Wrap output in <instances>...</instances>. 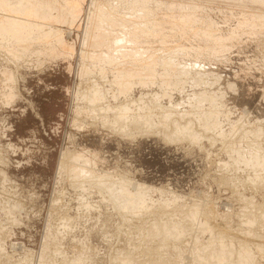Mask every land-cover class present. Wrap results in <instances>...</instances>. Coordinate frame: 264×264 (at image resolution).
I'll use <instances>...</instances> for the list:
<instances>
[{
	"label": "rangeland",
	"instance_id": "374dc122",
	"mask_svg": "<svg viewBox=\"0 0 264 264\" xmlns=\"http://www.w3.org/2000/svg\"><path fill=\"white\" fill-rule=\"evenodd\" d=\"M65 1H67L68 4L70 2L69 0H65ZM75 1L76 0L74 1L71 0L70 5L75 4ZM78 1L82 3L81 13H80V16H78L79 18L74 22V24L72 23L73 25L67 21L68 18L67 17L65 18L64 15H62L61 19L59 18L60 21H57V22L56 21L53 22L51 20L49 22L48 20V24L46 25L48 27L46 30L54 31V28H55V30L57 29L56 31L58 35L61 34L60 36H61V40L63 41L62 44L64 43L63 44L64 47L60 45L58 47H60L61 49L63 48L65 50L62 51L61 49H58V47L56 46L57 45L56 42L58 41L56 39H59L60 36H57V34L54 35L52 32L45 31V32H40V34L42 33L41 34L42 36L45 34V38H43L40 34H37V36L39 35L38 36L39 38L40 37L43 38L42 40L44 39L47 40L46 37H49L48 43L50 45H53V47L51 46L52 48H45L43 46L42 47L35 46L32 49L33 55L32 53L30 55H27L28 58L26 56H23L26 58L17 57L18 59L11 57V61H8V62L7 60H5V57L2 56L3 52H0L1 54L0 55L1 57L0 58V69L3 71V72L0 71V74L1 72L2 73L7 72L5 73L6 76H4V74H1V76L3 75L4 78L7 77L9 73L11 75V78L9 75L11 82L10 83L4 82L5 84L2 82L3 78L0 77V80L2 83V84L0 83L1 84L0 93L2 91L3 93L9 92L11 94V95L9 94L10 97L12 96L11 102L7 104L5 102L2 103L0 99V149H1L0 150V172H2V174L0 173V241L1 239L4 240L3 242L2 241L0 242L2 243V245L0 246L1 247L0 264H6V263L7 264H37V261L40 259L39 258L40 252H42V249H41L42 243H43L42 240L44 241L43 237L45 236L44 232H45L47 223H50V225H52L54 222L52 223L51 220H53L55 221V223L56 222L58 223V224L56 223V225L59 226V228L62 227V223L60 222L61 220L60 221L58 220L59 216L57 218H55L56 216H54L55 219L53 218L51 219L49 217V215L51 214V211L54 210L53 208L51 209V207L53 206L52 204L55 200L59 202L57 203L58 207L60 208L62 207L61 208L62 212H65L66 210L65 214L67 218L70 219V222L72 224L71 228L68 231H65L64 229L58 230V232L61 233V235L62 234L63 235L62 237L60 236V242H59L60 249L55 250L53 252L54 257L57 256L55 257L57 263L68 264L67 263L68 259H76L78 255H81V258H82L84 257V253L82 252L86 253L85 249L87 247H90L91 249L90 248L88 249L87 255L90 256L91 259L85 260L86 259L85 257L87 256L85 255L84 257L85 264L87 262L91 264H95L93 262H96V261H97L96 264H98L99 261H100V264H103V263L108 264L109 263L108 258L110 259V253L112 257L113 249L116 247V246H113L114 244L116 245V243H114L115 239H118L120 243H122L121 240H123V242L124 240H126L125 243L128 242L127 244L129 247L127 248L126 247L127 244L125 245L127 250H130V249L136 250L134 252H137L138 250V252H140L141 246H136L135 238L132 239L130 236L133 235V233L134 235H136L135 232L137 233L138 229L136 228L138 226L140 227L145 226L144 224L145 222L143 223L141 222L144 225H140V222L137 221L139 218L140 220L142 219V217H140L142 213L140 212L141 210L139 211L140 216L139 218L137 217L138 219L135 216L133 217L131 215L127 217L128 215L125 216L124 213H121V212H119V215H121L119 216L117 215L118 212L112 207V205H109L104 201L105 195H103L102 193L92 190L93 193L88 192L89 195H87L86 192L81 193L80 190L70 187L68 184L69 182H67L68 181L67 178L65 177L62 178L61 176H57V168H58V163H59L58 159H59L60 153L62 151H65V149L69 150L72 153L83 156L84 160L89 164L88 166H85V168L91 167L93 169V172L96 173L97 175L99 176H103V175L111 176L112 175L115 177L116 180H118V178L121 180H124L125 182H127L128 185H130L128 188H130L129 190L131 193H136L138 190L142 191L143 188L146 189L145 191H147L148 189V191L145 193V195L147 194L146 200H147V197L148 198L150 197L147 201L153 205L152 207L154 210H156L159 207L158 210L156 211H159V209L163 210L160 206H162V203L164 204L166 203L165 204L166 206H163L165 211L163 210L162 212L166 213L165 215H167V217H169L170 212L168 210L169 213L167 214L166 209H171L170 211L176 210L177 212L179 210L178 208L181 206H182L181 207L182 210L190 206L189 207L190 210L194 209L196 210V212L197 211L199 212L200 208L202 207L204 211L206 208L207 212L211 209L210 212H208V214H210V217L211 215L214 216L213 214L215 213H216L215 214L216 216L219 214L218 217L216 216L211 217V218H216V220L214 219L215 222L211 221L212 225L213 224L218 225L219 223L220 224L222 223L221 225L225 226L227 224L225 227L229 229L231 233L234 232L232 234V237L240 235V237L244 239V237L247 235V231L250 232V230H252L253 228V227L251 229L250 227L248 228L250 224L248 225L247 223H249L251 217L254 216L253 214L252 216L250 213H248L249 210L245 208L247 206H248L247 208H249V206L252 205L249 203H253L252 206L255 205V209L258 208V211L260 208L262 209V211L264 209L263 208L264 207V180H262L263 183L259 181L261 179H264V172H262L264 170L261 169L259 171V174L261 172L260 175H262L261 178L259 177L260 179L258 177L257 178L255 177L257 179V182L259 181L260 183V184H256V187H255L256 182L254 183V181L256 180H254L253 174L251 172L254 170L248 171V169H245V167H244V170L241 169L242 168L241 163L243 162V160L248 159L246 158L248 155L246 156L245 153L249 152L250 154L251 151L253 150L252 149L250 151V149L247 148L248 150L246 151L245 150L246 147L244 146V144L246 145V142H250L252 139H254V138L251 139V137L253 136L251 135L252 134L251 132L254 131L253 128L261 129L264 126V52H263L264 48H261V44L258 42V40H256V38L254 37L249 36L248 33H244L242 36L239 37L238 40L236 39L237 41L236 40H232V41L226 40L227 37L224 35L228 34V31L229 32L231 30L233 31L236 26L235 20L237 18L235 19L236 12H234V9L228 8V7L225 8L224 6L221 8L218 5V3L211 5L212 7L210 6V8H207V10H205L206 8L203 9L204 13L209 14L207 15L210 19L209 22L211 23L214 22L213 26H215V29L217 30L219 29L218 33L222 31L221 33L222 35L224 34L223 36L226 38L224 39L227 44L226 45L227 47H226L224 44L225 42L223 40L224 43H222V46L224 45L226 47V48H223V50L225 49V51L227 52L221 49L222 53H220L221 55H218L220 59L217 60V58L215 57L217 60L216 62V60L212 58L210 59L211 61H208L209 63L206 64L204 67V70L208 72L209 78L210 76L212 77V79H215V77H217L216 79L217 82H215V85L212 87L211 90L215 93L217 92L218 94H220V104L222 103L220 114L216 119L217 121L215 122L214 119L212 120L215 122V124L217 123L216 125H218L217 128L219 129H217L216 132H218L219 130L218 132L219 134L217 136V133H215L214 131H210L212 132V134H215L214 136L216 137V141H214L215 137L213 136L214 137V140H213V138L211 137L212 135L211 136L208 135L207 131H205L207 135L209 136V137L207 136V138H210V139L206 140V135H204L205 138L203 137L202 139L199 138V141L200 140L201 141L196 142V143H195L196 140L194 141L189 140L188 139L189 136L188 137L186 136L187 138H185V140L180 139V135L178 134H176V136L177 138L179 136V139L174 138L172 140H169L168 138L167 140V136H165V134L161 132L163 128L158 129V133H156V130H154V134H152L153 133L152 129L154 128H151L152 133L147 132L145 135L133 133L130 136H124L117 132L115 133L105 128L101 122L103 119H106L107 116L101 117L103 114L99 113L98 114L99 118L96 119L95 114L97 113L94 111V107H90V108L85 107L84 103L88 105L89 103H87V101L85 102L81 100L78 93L74 94L75 93L74 91L78 90L77 85H79L80 83V76L78 75V72H79V68H78L79 56L78 55H80L79 53L82 50L81 44L83 43V39H84L83 36H85L86 34V31H84L85 30L84 27L88 21L87 16L90 12V9L92 8V2H91L92 0H78ZM213 1H210V3L215 2ZM250 1L253 2V6H255L254 4H257L259 8H262L264 6V0H250ZM88 6L89 7L91 6V7L89 8ZM65 7L66 6L64 4V8ZM66 10L68 11L69 9H66ZM222 10L224 12H222ZM56 16L57 15L54 13L53 18ZM224 18L226 20H224ZM52 23L54 24L56 23V26H53ZM67 23L70 25V26L68 25L70 28L67 27ZM60 30H63V31L61 32ZM46 34L48 36H46ZM51 35L52 36L54 35L57 37H54L53 39ZM10 37L12 38V36ZM26 37H27L26 38L27 41H29L30 44L35 45L39 41V39H35L36 37H33L32 34H28ZM171 40H172L171 42L173 45H175L174 43H178L177 38H173V39L171 38ZM16 41L20 42L19 39ZM173 41H176V42H173ZM171 42L169 40L168 44L169 43L171 44ZM57 43L59 44V42ZM65 45L69 47L67 48L65 47ZM262 45L264 46V44ZM222 46H220V48H222ZM171 47L174 48L173 46ZM40 48L43 49L42 51L44 53H41ZM56 50H58L57 53H56ZM38 51L40 54L38 53ZM62 52H65V53H62ZM71 52H72L71 54L72 56L70 55ZM41 54L42 56H40ZM47 54H50V55L48 56ZM51 54L53 57H51ZM55 54L59 56L55 57L56 56ZM69 56L71 57L69 58ZM29 58L30 59L32 58L31 62ZM35 60L37 61L35 62ZM21 61L23 63H20ZM212 61L215 63H213ZM2 67H4V69L6 68V71ZM6 81L8 80L6 79ZM182 85H183L182 92H178V90L175 91L173 87H170L171 89L169 88L167 90V94L168 95L170 94L169 96L170 98L166 96V97H162L161 99H159L158 102L154 101L155 104H158V105H156V108L154 109L155 111L153 112L155 113L157 112L158 114L157 117L159 118H156L155 117L156 114H154L151 111L149 115L153 113L152 115H154L156 119L160 120V118H162L161 116H159L160 110H162V109H159L160 107H158L160 105L163 108L167 107L168 109L171 108V105L174 106V108L178 106L179 111H187L189 109V106L187 105V98L193 95L195 91L193 92L192 89L195 90V88H192V86H189L188 84H182ZM158 88L157 87H155V89L153 88L155 92L149 89L147 91L145 90V93L152 95L155 93L158 94L160 93V91L162 92V89H158ZM172 90L174 91L172 92ZM197 91L198 90L196 89V92ZM139 93L141 92L138 90H134V92L131 95L134 97V99H136L139 96ZM0 95L2 96V94ZM149 95H148V98H151L149 97ZM105 112L106 111H104V113ZM154 117H152V120L153 119L155 120V121L153 120L155 124L159 123L160 124L159 126H161L162 123L160 122L162 119L160 120V122L159 121L157 122ZM196 120L198 121V119H194L193 121L196 122ZM166 121L167 120L164 119L162 122L168 125L169 123H167L168 121L167 122ZM199 121L197 123L202 124ZM202 121L205 123L206 122L205 118ZM195 122L193 124H195ZM211 122L209 123L207 122L205 124H208V126L209 125L211 126V124L213 123ZM197 123L196 125H194V128H195L193 129L194 131H198V129L195 127L199 125ZM166 124H162V125L165 127ZM157 125H155V127ZM251 125L253 128L250 127ZM201 126L199 127L197 126V127L200 128ZM210 126L208 128H205L204 126H202L201 129L205 128V130H207L211 128ZM213 126L214 124L212 125V127ZM240 126H241V129H239ZM249 127L252 129L250 133L247 132L248 130L249 131L251 130V129H248ZM165 128L163 130L164 132L167 129ZM232 128H234L235 130L237 129L236 130L238 131L237 133H241V134L239 135L235 133L236 131ZM263 128L261 129L262 131L260 132L255 129L254 133L257 131L259 132L257 133L259 135H256L255 133L257 138L259 137L260 139H262L263 137L262 135H264ZM240 130L242 131L247 130V131L246 132L243 131L244 133H242ZM167 131L170 132L169 129H167L166 132ZM174 131L176 130L174 129L173 132L171 131L172 133L171 132L170 133L173 134L175 133ZM261 132H263V134ZM222 133L224 134L223 135L224 137H222ZM260 134L262 137H260ZM164 136L166 139L164 138ZM217 138L219 139V141L223 140L224 143L227 142L228 145H230L229 142L231 143L233 142L234 146H229V148L232 147L230 148V150H232V153L234 152L233 154H231L233 155L232 157L229 156L231 151H229V149L227 151V148H225L226 145L224 143L223 144L225 146L224 145L222 146L221 144L222 141L217 142L218 140ZM232 138L237 142L236 143L237 145L235 144ZM244 138L246 140L248 138L249 139L246 141ZM211 139L213 140L212 142L213 144L209 142ZM259 140H256V142L258 141L257 143L254 142V145L256 143L255 146H259L258 145L259 142L263 141V140H260V141ZM251 143H249L250 144L249 146L252 148V146L254 145H251ZM261 144L262 142H260V147H259L260 151L263 150L262 149L263 147L261 146ZM237 146L240 147L242 150L240 151L239 148H237ZM222 148L224 149V151L222 150ZM233 149L239 150L241 154L243 153L244 159L240 157L242 156V155H239L240 153H238V155L241 159L238 157H237L238 159H236L234 155L237 152L236 150L234 151ZM228 152L229 154H227ZM233 157L235 160L233 159ZM248 157H251V156L249 155ZM232 160H234V162L238 160V163H237L238 165L236 166L235 165L236 163L234 164ZM239 161L241 162L240 163L241 165L239 164ZM244 162L243 164L244 166H246L245 164L248 162V160H246V163ZM229 165H231L230 168L228 167ZM250 166H248V168ZM231 167L233 168L235 167V169H233L235 173L234 171L231 170L232 169ZM239 167L241 170L239 169ZM236 168L238 170H236ZM3 173L5 174V176L3 175ZM3 176L6 177L5 178L6 180H3L4 179ZM228 177L229 178L232 177V180H234V182L231 179L230 180L232 182L230 180L227 181L226 179ZM245 182L246 184H249V183L250 184L246 185ZM258 185L260 187H258ZM85 195H87L88 197ZM244 200L246 203L244 202ZM2 201H4L3 204L1 203ZM81 203H84V205L83 204L81 205ZM87 204L89 205V208L85 207V205ZM151 204L148 203L149 206ZM167 205L168 207L170 206V208H166ZM90 206H92L93 208V209L91 208L92 210H90ZM53 207L56 208L55 205ZM110 207H112L114 211ZM189 208H188V211H190ZM208 208L209 210H207ZM83 209L84 210L86 209L87 211H83ZM148 209L150 208L148 207ZM253 209H252V212L254 211ZM261 209L258 214L261 213ZM182 210H179L178 212ZM203 210H201V213L199 212V215H200L199 220H197L198 215L197 216L195 215L194 217H191L188 221V216L186 219H183L184 217H186L183 211L182 213L181 212L179 213L182 215L184 214V216H181V217L185 222L190 224L191 223L190 221H192L193 225L190 224L192 225L191 226L192 228L189 234L186 236V240L183 239V241L180 243L181 246L182 245L184 246L181 247L180 244L177 245V247H179L177 249L178 250L177 253H175L176 252L175 245L177 244L176 240L175 242L173 241L174 239L169 240V241L171 240L173 241V242L171 241L169 245L170 247L174 248V252H172L173 249H171L172 251H170V253L164 254L165 258L171 255L170 256L172 258L171 260L175 261L174 259L177 257L176 262L180 260V263L178 262L177 264H186L188 261H192L191 259L189 260V258L192 257V253H193V252L191 253V250L194 249L193 246L190 247L191 245H193L192 241L194 240L191 237L197 233L196 231L198 229H199V232L201 229L205 230V228H202V226L200 227L202 220H204L205 218L202 215L204 213L206 215L207 213L206 211L203 213L202 212ZM245 210L248 211L247 212L248 214L245 213ZM146 212L148 213V210ZM211 212H214V213L211 214ZM143 213H142V216H144ZM177 213H175L176 218L174 217V215L172 216L175 218L176 222L182 221V220H178V218L180 219V215L178 216ZM161 214H158V215H160V217L165 216L164 214H162L161 216ZM225 214L227 217L226 221L222 220V218L223 219L225 218L224 216ZM136 216L138 215L136 214ZM145 216L147 217L146 213H145ZM145 216L143 218H145ZM172 216L170 213L171 218L169 217V219H172V220H169V221H172V223H174L175 220ZM201 216L202 218L203 217L204 218L202 219ZM118 217H120V219ZM122 217H125V219L129 218V220L130 218H132L134 222H138L139 223L138 226L134 225L133 221L132 223L134 226H130L136 229V231L130 228L128 224H124V222H127L129 220H124L123 222L122 221L123 219H121ZM135 218H136V221H135ZM163 219H164L163 222H165V219H168V218H163ZM194 220L197 222L199 221L200 225ZM148 222L146 224H148ZM150 222H151V225H153L152 224L153 221L151 220ZM55 223L53 225H55ZM204 223L205 221L203 222V227H204ZM255 223L257 224H252V226L254 225V228L251 231L252 234L256 232L254 239L257 238L256 236L257 234L259 237V240L261 241L260 239L261 237L263 238V241H264V226H263L264 223L262 221V226H259L261 225L260 224L261 222L259 223V221L258 222L256 221ZM68 224L70 223L68 222ZM129 224L131 225V222ZM244 224H247V225H244ZM151 225L148 224V227L149 226L150 227L149 228L147 227L146 232L148 231V229L151 228ZM255 225L257 228H255ZM240 226H241V229L243 230H245L246 228L248 229L247 231L246 230L244 231L246 233H244L245 236L243 237L241 236L243 233V230L240 229V231H242V233H240L238 229ZM245 226L247 227L245 228ZM118 227L119 228L121 227L123 229V232ZM222 227L220 226L219 228L214 227L213 229L215 231V228L220 229ZM225 227H223L221 230L223 229L225 230L226 229ZM259 227L263 229L259 230L260 229ZM117 229L120 230L119 231L120 236H119V233H116V234L114 233L117 231ZM130 229L134 231L132 232V234H131ZM213 229L211 231L213 232V234L215 233L214 235H216L217 237L218 236L223 237L221 236V234L217 235L216 232L218 230L214 232ZM227 229L224 234L221 231L222 235H225L228 232ZM61 230H63L65 233L66 232L67 233L69 232V233L68 234L66 233L65 235L63 232H61ZM113 230L115 231L113 232ZM144 230L139 228V232H141L143 236L145 235ZM235 230L236 232L238 231L237 232L239 233L238 235L235 234L236 233ZM150 231L148 232L151 234L152 233L154 234V235L153 234L151 235L152 237L148 236L149 233L145 235L146 237L145 236L143 237L141 235L142 238H144L145 242L146 241L150 242L151 241L150 239L153 238L156 233L160 234V236L164 238V236H162V233L156 230L154 233V230H151V229ZM109 232L111 233V235ZM121 232L122 233L126 232L125 234L127 235L126 236L122 235L123 236L122 237ZM208 232L210 233L209 230ZM208 232L204 231L202 235L196 234L198 235V236L195 235L198 238V242L199 240L200 242H204V240L206 241L210 240L211 235ZM230 232L227 233V235L225 236V238L228 239L229 241H230L229 238H231L230 237L231 235H229ZM213 234H212V237H214ZM252 234H248L246 238H248L249 235L251 236ZM3 236L6 238H4ZM114 236H116L117 238L115 237L114 239L113 238ZM199 236L203 239L201 240ZM147 237H149V239ZM155 237L157 239L158 236H155ZM251 237L253 238V236ZM128 238H131V239L129 240ZM139 238H141L140 234H139ZM142 238L140 239V241L141 240L143 241ZM163 238H159L160 239V241L158 242L159 245L161 242H163L161 241ZM252 238L249 237L250 240ZM70 239H71V242H70ZM189 239H191V241H189ZM226 239H223V240H226ZM249 239H245V240H248L247 242H248V246H250L249 250H250V253H252L251 255L255 256V253L258 252L257 244L259 240L257 238L256 240H258V242L257 244H254L253 239L251 241ZM136 240H138V238ZM228 240H226V243L223 242L227 246L229 245L227 244ZM74 241L75 243L77 241L78 244H75ZM130 241L131 242L134 241V243L133 242L129 243ZM140 241H138L139 244H140ZM116 242H117V245L119 246L120 243H118L117 240ZM145 242L144 244L147 243ZM188 242H190L189 244H191L189 245L190 248L188 247ZM249 242L251 243V245ZM53 243L54 242H52V244ZM56 243L58 244V241L55 242V244ZM108 243L110 245H112L113 243V245L111 246L112 249L110 251L106 247ZM151 243L155 244L157 243V240H155L154 238V240H152ZM79 244H81L79 247L83 246L84 250H82V247H81V251L80 250L79 251L82 254H79L80 252H78L77 255H74L78 251V250L76 251L75 248H79L77 247V245ZM130 244L131 245L135 244L133 246L134 248L135 247H140V248L132 249V246ZM194 244H197V242ZM252 244L256 245L257 251L254 249V245L252 246ZM72 245L75 247H73ZM110 245L108 247H110ZM232 245H229V247L230 248L233 247L232 249L234 252L235 250H237V247H235L234 244ZM10 247H15L13 248L15 251ZM74 249L76 252H73ZM107 249L109 252H106ZM183 249H185L186 251ZM17 250H21V251H17ZM27 250H29V253L30 252L32 253V255H30L31 257L24 256ZM90 250L91 252L93 251L94 253L93 257L91 255L92 253L90 254ZM187 250L188 251L190 250L191 256L187 255L189 254ZM182 251L183 252L185 251V253H187L186 255L184 254V257H182V254H183ZM88 252L90 255L88 254ZM128 252L130 253L131 251H128ZM134 252H132L133 253L132 255H134ZM194 252L196 251L194 250ZM235 252H238V251H235ZM49 253L51 256L52 255L51 252ZM62 253H64L66 257L65 259L61 261L60 258L62 257L61 256ZM106 253L107 254L109 253L108 254L109 257H107ZM171 253L173 254L175 253L174 256L176 257H173V254ZM194 254L196 253H193V255ZM22 256H24L23 257L24 259L22 258ZM26 257L30 258V260L25 259ZM52 257L53 256H51L50 257L51 259L48 260L49 257L47 259L45 256V258L40 259L41 261H38V262L40 264V262H42V260L45 259L47 261V263L45 262V260L43 261L45 264H48V262L49 264H52V261L56 262L55 259L53 260L54 257L53 258ZM179 257L180 258L182 257V258L180 259ZM78 258H80V256ZM95 258L98 260H96ZM112 259H113L112 261L110 259L112 264H122L120 260L114 259L113 257ZM43 262L41 264H44ZM190 264H194V263L191 262ZM248 264H264V255L262 254L256 255L253 258V261L248 262Z\"/></svg>",
	"mask_w": 264,
	"mask_h": 264
},
{
	"label": "bare ground",
	"instance_id": "6f19581e",
	"mask_svg": "<svg viewBox=\"0 0 264 264\" xmlns=\"http://www.w3.org/2000/svg\"><path fill=\"white\" fill-rule=\"evenodd\" d=\"M69 1L71 2V0H69ZM76 1H78V0H76ZM76 1H75V4L70 5V2L68 4L67 1H65V0H0V52L4 53V54L2 53V56L5 57V60H7V62H8V61H11V57L22 58L23 56L27 57V55H30L31 53L33 55L32 49L35 46H38V47L43 46L45 48H52L53 45H50L48 43L49 37H46L47 40L46 39L42 40L43 38H45V34L42 36L41 35L42 33L40 34V32L48 31V32H52L54 35L57 34V36H60L61 34L59 33L60 35H58V33L56 31L57 29L55 30V28H54V31L46 30L48 28L46 25L48 24V20H49V22H50V20L53 22L60 21L62 15H64L65 18L66 17L68 18L67 21L70 22V24H72V23L74 24V22L79 18L78 16H80L81 7H82L81 6L82 3H80V1H78V2H76ZM210 1H213V0H92L91 1L92 2V8L90 9V12L87 16L88 21L84 27L85 28L84 31H86V34H85V36H83L84 37L83 43L81 42L82 43L81 44L82 50L79 49L81 51L79 53L80 55H78L79 56V58H78V60H79L78 61L79 62L78 75L80 76V83H79V85H77L78 90L74 91L75 92L74 94L78 93L81 100H83L85 102L87 101V103H89V105L84 103L85 107H87V108L94 107V111L97 113V114H95L96 119L99 118V115H98L99 113L103 114L101 117L107 116V118L103 119L101 122L105 128H107L110 131H113L115 133L117 132V133L124 135V136H130L133 133L145 135L147 132L152 133V131H153L152 134H154V130H156V133H158V129L163 128L161 130V132H163L165 134V136H167V140H168V138H169V140H172L174 138L176 139L177 138L176 134H178V135H180V139L185 140V138H187L189 136L190 138L188 137V139L193 140V141L196 140L195 143L201 141V140L199 141V138L200 139H202V137L205 138L204 135H206V140L210 139V138H207L208 135H210V136L212 135L211 137L214 140L215 134H212V132H210V131H214L215 133H217V136H218L219 130H218V132H216V130L219 128H217L218 125H216L217 123L215 124V122L217 121L216 119L220 114V110L222 108V106H221L222 103L220 104V94H218L217 92L215 93L211 90L212 87L215 85V82H217V80H216L217 77H215V79H212V77L210 76V78H209L208 72H206V70H204V67L206 64L209 63L208 61H211L210 59H212V58L214 60H216V58H217V60L220 59V57H218V55H221L220 54V53H222L221 49L223 50V48L227 47L226 46L227 44L225 41L226 38L224 36L227 37V39H226L227 41L228 40L232 41V40H236V39L238 40L239 37L242 36L244 33H248L249 36L254 37V38H256V40H258V42L261 44V48H264V46L262 45V44H264V6L262 8H259V6H257V4H254L256 6L255 7V6H253V2H251L250 0H230V1L227 0L229 3L226 0H219V1L214 0L215 1V2L213 1L214 3H210ZM217 3L221 8L223 6L225 8H227V7L232 8V9H234V12H236L235 19L236 18L237 19L235 20V22H236L235 23V25H236L235 29L233 31L231 30L230 32L228 31V34H226V35L223 34L224 36L222 35L221 30H220L221 32L218 33L219 29L218 30L215 29V26H213L214 22H212V23L209 22L210 19L207 16L209 14L208 13L206 14L203 12V9L206 8L205 10H207V8H210L211 5L217 4ZM64 4L66 6L65 8H64ZM217 7H216V9H217ZM66 9H69V10L67 11ZM222 12H224V11L222 10ZM54 13L57 16L53 18ZM221 17H222V15H221ZM224 20H226V19L224 18ZM52 25L56 26V23L55 24L52 23ZM68 25L69 24L67 23V27L70 26V25L69 26ZM225 25H223V26H225ZM60 31L62 32L63 30H60ZM68 33H70V32H68ZM28 34H32L33 37H36L35 39H39L37 44H35V45L30 44V42L27 41L26 36ZM37 34H40L43 38H41V37L39 38L38 37L39 35L37 36ZM54 35L53 36L51 35V37H53V39H54V37H57ZM10 36H12V38ZM46 36H48V35L46 34ZM83 37H81V38H83ZM171 38L172 39L177 38L178 43H174L175 45H173L171 42L172 41ZM18 39L20 40V42L16 41ZM56 40H58L57 42H59V44L56 42L57 45L56 44H54V45H56L57 47L59 45L64 47V45H63L64 43L62 44L63 41L61 40V36L59 39H56ZM169 40H170L171 44L170 43L168 44ZM223 40L225 43L223 42ZM240 40H242V39H240ZM173 42H176V41H173ZM239 42H241V41H239ZM222 43H224L226 47L224 45H223L224 46L223 47ZM233 43H234V41H233ZM169 45L173 46L174 48H172ZM219 45L222 46V48H220ZM69 46H70V44H69ZM69 46L65 45V47H67V48ZM78 47H79V45H78ZM58 49H61V48L58 47ZM71 49H73V48H71ZM42 50L43 49H41V53H44ZM61 50L63 51L65 49L62 48ZM35 51H34V53H35ZM57 51L58 50H56V53H57ZM69 51H71V50H69ZM223 51H225V49ZM225 52H227V51H225ZM38 53H39V51H38ZM60 53H61V51H60ZM60 53H59V55H60ZM62 53H65V52H62ZM52 54H51V57H53ZM71 54H72V52L70 53V55ZM47 55L49 56L50 54H47ZM59 55H56L55 57H58ZM40 56H42V54ZM71 56H69V58ZM26 57H23V58H26ZM31 59L29 58L30 62L32 61ZM217 60H216V62H217ZM36 61L37 60H35V62ZM219 61H221V60H219ZM20 63H23V62L21 61ZM213 63H215V62H213ZM2 68L4 69V67H2ZM4 70L6 71V68ZM0 71H2V70L0 69ZM2 72H1V74H4V76H6L5 73H7V72H5V73H2ZM1 74H0V77L3 78V80H4V81L2 80L3 83L4 82H6V83L11 82L10 81L11 80L10 79L11 78L10 73H9L10 78H9V75L7 77H5L8 81H6V79L3 77V75L1 76ZM0 83H1V80H0ZM4 84H3V86H4ZM182 84H188L189 86H192V88H195V90L192 89L193 92L195 91L193 93V95L191 97L187 98V105L189 106V109L186 108V109H188L187 111H179L178 106L176 108H174V106L171 105V108L168 109L167 107L163 108L160 105V106H158V107H160L159 109H162V110H160V115H159L162 117V118H160V120L162 119L160 122V120L156 119V118H159V117H157V115H158L157 112L156 113L153 112V111H155L154 109L156 108V105H158V104H155V102H158V100L161 99L162 97L167 96L168 98H170L169 97L170 94L169 95L167 94V90L170 87H173V89L175 91L178 90V92H182V88H183ZM174 86H175V88H174ZM155 87H157V88L159 87L158 89H162V92L160 90H158V91H160V93H158V94L155 93L152 95L145 93V90L147 91L148 89L153 90V92H155L154 91ZM196 89L198 90L197 92H196ZM134 90H138L141 92V93H139V96L136 99H134V97L131 95L134 92ZM174 90H172V92ZM0 94H2V96L0 95V99H1L2 103L5 102L7 104V103L11 102L12 96L10 97L11 94L9 92L3 93V91H2ZM148 95L152 99L148 98ZM186 95H188V94H186ZM168 98H166V99H168ZM151 104H152V106H151ZM151 108H153V109H151ZM101 111H103V112H101ZM104 111H106V112L104 113ZM150 111L153 112L154 114H156V116H155L156 118L154 117V115H152L153 113L151 115H149L151 113ZM151 116L154 117L157 122L159 121L162 124H166V123L162 122L164 119L167 120L168 122L167 121L166 122L169 124L168 125L166 124L165 127L167 129H169L170 132L171 131L173 132V130L175 129L176 130V131H174L175 133L171 134L172 132L171 133L168 131L166 132L167 129L162 124H161V126H159L160 125L159 123L155 124V122H154L155 120L153 119L154 120L153 121ZM204 118L206 120L205 123H207V122L209 123L213 119L215 120V122L214 121H212L213 123L211 122L212 123L211 126L209 125L211 128H209L207 130H205V128H208L209 126H208V124H205L202 121ZM194 119H198V121L200 120L199 122L202 124L197 123L198 122L197 120H196V122L193 121ZM194 122H195V124H193ZM196 123L199 124V125H197L198 127L202 125L205 128L201 129L202 126L200 128L195 126L198 129V131H194L193 130V129H195L194 125H196ZM154 124L155 125L158 124L156 126L157 128L155 127ZM213 124H214V126L212 127ZM254 126H256V125H254ZM250 127H252V125ZM250 127L248 129H251ZM151 128H154V129H152V131H151ZM164 128L166 129L165 130L166 133L163 131ZM232 129H234V128H232ZM239 129H241V126L239 127ZM255 129L258 130L259 132L262 131L260 128H253L254 131H255ZM208 130H209V132H208ZM205 131H207L208 135ZM240 131L242 133H244L247 130H245V131L243 130L244 132L242 130H240ZM251 131H252V129L250 131L248 130L247 132L250 133ZM254 131L251 132L252 133L251 135L254 136L255 133H256V135H259V134H257V133H259L258 131L255 133H254ZM237 132L238 131H236L235 133H237ZM261 133L263 134V132H261ZM237 134L240 135L241 133H237ZM223 135L224 134L222 133V137H224ZM244 135H246V134H244ZM256 135L254 137L252 136L251 139L254 138L256 140H259L260 138L258 137L259 138L258 139ZM165 136H164V138H165ZM220 136H221V134H220ZM249 136H250V134H249ZM262 136L264 137V135H262ZM262 136L260 134V137H262ZM263 137L260 140L264 141ZM177 139H179V136ZM219 139L217 140V142L222 141V143H221L222 146L224 144L226 145L225 148H227V151H228V149H229V151H231L229 156L232 157L233 155H231V154H233L234 152L232 153V150H230V148H232V147L229 148V146H234L233 142L232 143L229 142L230 145H228V143L226 141H225L226 143H224L223 140L219 141ZM254 139L251 140L253 144L251 143L250 140H249L250 142H246L247 141L246 139H245L246 145L244 144V146L246 147V149L245 148L244 149L246 151L248 150L247 148H249L250 151L253 149L250 154H249V152H247L248 154L245 153L246 156L247 155L251 156V157H248V156L246 157V158H248L246 160H248V162L250 161L251 163L250 162H249L250 164L248 162L246 163V160H243V162L245 161L244 163H246L245 164L247 166L246 167V166H244V164L241 160L242 163L239 161V164L240 163L242 164L241 169H243V170H244V167H245V169H248V171L254 170L251 172L253 174L254 180H256V181H254V183L256 182L255 183V187H256V184H260L259 181L261 183H263L262 180H264V179H261L257 182V179H256L257 177L258 178L262 177V175H260L261 172L259 174V171L261 169L264 170V142L259 140L260 142H262L261 146L263 147L262 148L263 150L260 151V148H259L260 142L258 144L259 146H255L258 141L256 142V140H254ZM213 140L211 139L209 142L212 143ZM224 140H225V138H224ZM253 140H254V142H256L255 145H254ZM214 141H216V137H215ZM234 142H235V144L237 143L235 140H234ZM249 143H251V145H254V146H252V148H251L249 146L250 145ZM231 144H233V145H231ZM238 144H239V142H238ZM247 144L249 147L247 146ZM227 145H228V147H227ZM239 146H240V144H239ZM237 148H239L240 151L242 150L238 146H237ZM222 150L224 151L223 148H222ZM233 150L235 151L236 149H233ZM239 150H236L237 155L235 154L234 156L236 157V159H238L240 157L242 159H244L243 158L244 154L243 153L241 154L239 152ZM226 152H225V154H226ZM238 153H240L239 155H242V156L239 157ZM227 154H229V152ZM233 159H234V157H233ZM234 160H232V162H234ZM58 162L59 163H58V168H57V176H61L62 178L63 177L67 178V180H68L67 182H69L68 184L70 187L77 189V190H80L81 193L86 192L87 195H89L88 192H92V190H95L96 192L102 193L103 195H105L104 201L107 204L112 205V207L118 212L117 215H119V212H121V213H124L125 216L128 215L127 217H129V215H131L133 217L135 216L136 218L137 217L139 218L140 212H142V213L145 212L148 219L145 216V213H143L145 218H143L144 216H142V213H141L140 217H142V219H143V220L141 219L142 221L140 220V218L139 219L137 218L138 219L137 221L140 222V225L145 224V226H141V227L138 226L139 223L134 222L132 218H130V220H129V218L125 219V217H122L121 219H123L122 220L123 222H124V220H129L127 222H124V224H128L129 227L136 225L140 229H143V230L145 229L144 230L145 235L147 233H149L148 231H150V229H151V230H154V233L156 230V231L162 233V236H164V238H163L160 236V234L156 233L157 235L155 234V236H158L157 239L154 236L153 238L150 239L151 241L149 240L150 242L146 241L147 242L146 243L144 238H142V236H143L142 233L139 232V228L138 227L136 228V226H135V228L138 229V231H137V233L135 232L136 235H134V233H133V235H131L132 232H134V231H132L130 229V231H131L130 237L132 239L135 238L136 246H141L142 249L140 247H135L136 249L140 248V252H138V250H137V252H134L136 250H131V249L127 250V248H129L128 244H127L128 242L125 243L126 240H124V242H123V240H121L122 243H120L118 239H115L116 236H114L113 237L115 239L114 243H116V245L115 244L113 245V243H112L113 246H116L115 247L116 249L113 247L114 249H113V253H112V257L114 259L120 260V262L122 264H177L178 262L180 263V260L179 261L177 260L178 262H176L177 257L174 256L175 253H177V251H178L177 249L179 248V247H177V245H179L183 241V239L186 240V236L191 231V228H192L191 226L193 225L192 221H190L191 222L190 224H192V225H190L189 223L185 222L183 219H186L188 216V221H189V219L191 217L198 215L197 220H199V217H200L199 212L201 213V210H203V207L202 208L199 207L200 210H199V212L197 211L198 214H197L196 210H194V209L190 210V208H189L190 206L188 207L190 211H188L187 207L184 208L185 211H184V209L182 210V208H181L182 206L179 207L178 209L182 210L183 213H185L186 217H184L183 219L181 216H184V214L183 215L179 214L180 212L182 213V211L178 212L179 211L178 210L177 211L178 213H177L175 209H174L175 211H173V210L170 211L171 209H166L167 214L170 212L171 216L174 215V217H175V215H176L175 213H177L178 216L180 215V219L178 217L177 218H178V220H182V221L176 222V220H175L176 217L174 218L172 216L175 220L174 223H172V221H169V220H172V219H169L170 213H169V217H167V215H165L166 213L162 212L163 210L165 211L163 206H166L165 205L166 203L165 204L162 203V206H160L163 210L159 209V211H156V210H158L159 207L157 209L155 207L156 210L153 209V207H152L153 205L147 201L150 197L149 198L147 197V200H146L147 194L145 195V193L148 191V189H147V191H145L146 189L142 187L144 190L142 189V191L138 190L136 193H131L129 190L130 188H128L130 185H128L127 182H125L124 180H121L119 178H118V180H116L115 177L112 175L111 176L110 175H103V176L97 175L96 173L93 172V169L91 167L85 168V166H88L89 164L84 160L83 156H81L79 154L72 153L67 149H65V151H62L60 153ZM237 163H238V160L234 162V164L236 166L238 165ZM230 166L231 165H229L228 167L230 168ZM248 166H250L249 167L250 169L248 168ZM235 167L234 168L231 167L232 168L231 170L234 171L233 169H235ZM237 168H236V170H238ZM239 169H240V167H239ZM227 170H228V168H227ZM262 172H264V171H262ZM0 173L2 174V172H0ZM234 173H235V171H234ZM3 175L5 176L4 173H3ZM254 175H256V176H254ZM229 177L226 179L227 181L230 179L232 180V177L231 178H229ZM5 178L6 177H4L3 180H6ZM227 181H225V182H227ZM232 181L234 182V180H232ZM245 184H246V182H245ZM249 184H246V185H249ZM258 187H260V186L258 185ZM87 195H85V196H87ZM146 201L151 205L149 206ZM150 201H151V199H150ZM3 202L4 201H2L1 203L3 204ZM244 202H245V200H244ZM57 203H59V202L56 200L53 202L52 205L53 206L55 205L56 208H54L52 206L51 209L53 208L54 209L53 211L55 213L53 211H51V214H50L51 216L49 215V217L51 219L52 218L55 219L59 216L58 220L59 221L61 220L60 222L62 223V227L59 228V226L56 225L57 222L55 223V221H53V220H51V221H52V223L54 222L55 225H53L54 223L53 224L51 223L52 225H50V223H47V226H46L45 232H44L45 236L43 237L44 241L42 240V242H43L42 248H41L42 252H40V255H39L40 259H43L46 256V258L48 259V257H49L48 260H50L51 256L54 257L53 252L55 250L60 249L59 248L60 236L62 237V235H63V234L61 235V233H59L58 230L64 229L65 231H68L72 226L70 219H68L66 214H65L66 210L63 208L65 210V212H62V210H61L62 207L61 208L58 207ZM82 204L84 205V203H81V205ZM156 204H157V202H156ZM249 204L253 205V203H249ZM196 205H198V204H196ZM252 205H250L249 208H247L248 206L245 208V209L249 210V212L245 210L246 214L250 213L251 215L252 214L254 215V216L252 215L253 217H251L249 223H247L248 225L250 224L248 226V228L250 227V229L252 227L254 228V225L252 226V224H257V223H255L256 221L257 222L259 221V223L261 222L260 223L261 225H259V226H262V221L264 223V220H263L264 209L262 211V209L259 207L261 209V213L258 214L260 212V209L258 211V208L255 209V205L254 206H252ZM205 206H207V205H205ZM85 207L89 208V205L87 204V205H85ZM112 207H110V208L112 209ZM148 207L150 209H148ZM244 207H245V205H244ZM91 208H92V206H90V210L93 209V208L92 209ZM166 208H170V206L168 207V205H167ZM114 209H112V210L114 211ZM252 209L254 210L253 212H252ZM11 210H12V208H11ZM147 210H148V213L146 212ZM168 210H169V212H168ZM207 210H209V208ZM210 210L208 212H210ZM83 211H87V210L83 209ZM205 211H206V208H205ZM205 211L203 210L202 212L204 213ZM161 212L166 217L162 216ZM208 212L206 213V215H205V213L203 215L201 214L202 216L205 217V218L203 217L204 220H202L201 225H200L199 221L198 222L195 221L196 219L194 221L199 223L200 227L202 226V228H205V230L201 229L203 232L201 230H200V232L204 233V231H207V232H208V230L210 231V233L208 232L211 235L210 240H208L209 238L207 237L208 241L204 240V242H200V240H199V242H198V238L196 236H198L199 234L202 235V233H200L199 229H198L196 231L197 232L196 234H198V235L195 234L196 236L194 235L191 237L194 239L193 240L194 243L197 242V244H194L192 241L193 245H191V244H189L190 242H188V247H189V245H191L190 247H192V246L194 247V249L191 250V253L192 252L196 253L194 255L192 253L191 258H189V256H188L189 260L190 259L192 260V261H188V262H190V263L193 262L194 264H248V262L253 261V258L256 255H258V254L264 255L263 238L260 237V239H261V241H260L258 235L256 234L259 242H258V240H256L257 238L254 239L256 232L253 233L254 235L252 234L251 231L253 230V228H252V230H250V232H248L247 231L248 229L246 228L247 226H245V228H246L245 230L247 231L246 236H248V234H252L251 236H253V238L250 235H249V237L253 239V243L257 244V242H258V244H257L258 252L255 253V256H252L251 255L252 253H250V250H249L250 246H248V242H247L248 240H245V239H249V237L246 238V236L244 234L246 232H244L245 230L241 229V226L238 229H239V231H240V229L243 230V233H242V231H240V233H242V235H241L242 237L245 236L244 239L241 238L240 235H238L239 233H237L238 231L236 232V230H235V232H236L235 234L238 236L232 237V234L234 232L231 233L229 231V229H227L225 227L227 225L226 223H224V224H226L225 226L221 225L222 223L218 224L220 227H222V226L225 227L228 231L227 233L230 232L229 235H231L230 236L231 238H229L230 239V241H229L228 239L225 238L227 233L225 235H222V232L224 234L226 232V229L225 230L223 229L224 230L223 231V230H221L223 227L220 229L215 228V231H214V229H213L214 227L219 228V226L217 224L212 225V222L213 221L215 222L216 218H211V217L216 216L215 215L216 213L213 214L214 216L211 215V217H210V214H208ZM254 212L257 214H255ZM212 213H214V212H211V214ZM136 214L138 216H136ZM158 214H161V216L163 218H168V219H165V222H163L164 219L162 217H160V215H158ZM218 215L216 217H218ZM54 216H56V217L54 218ZM119 216H121V215H119ZM202 216H201V218H202ZM224 216H225L224 219L222 217L221 218H222V220L226 221L227 220L226 214ZM197 217H195V218H197ZM118 218L120 219V217H118ZM136 218H135V221H136ZM211 219H213V220H211ZM151 220L153 221V223H152L153 225H151V222H150ZM132 221H133L134 225H133ZM204 221H205V223H204V227H203ZM68 222L70 224H68ZM130 222H131V225L129 224ZM141 222L142 223L145 222V223L142 224ZM147 222H148V224L151 225V228L148 229V231L146 232V229L148 227V224H146ZM247 224H244V225H247ZM129 227H128V229H129ZM130 228H132V227H130ZM255 228H257L256 225H255ZM119 229L123 232V229L121 227ZM119 229H117L118 232L117 231L114 232L115 230H113V232L115 234L119 233V236H120V232H119L120 230ZM132 229H134V228H132ZM136 229H134V230L136 231ZM212 229L214 232H216L218 230L216 232L217 235L221 234V236H223L224 238L219 237V236L217 237L216 235H214L215 233L213 234V232L211 231ZM262 229L263 228H260L259 230H262ZM106 231H108V230H106ZM124 231H126V230H124ZM130 231H129V233H130ZM61 232H63L65 235L67 233V232L65 233L63 230H61ZM122 232H121V236L127 235V234H125L126 232L125 233H122ZM111 233H112V231H111ZM111 233H110V235H111ZM139 234H140V237L143 239V241L142 240L140 241L141 238H139ZM152 234L149 233L148 236L152 237L151 236ZM212 234L214 235V237H212ZM137 235H138V237H137ZM133 236H135V237H133ZM136 237L138 238V240H136L137 239ZM4 238H6V237H4ZM131 238H128V239L130 240ZM147 238L149 239V237H147ZM147 238H146V240H147ZM154 238H155V240H157V243L160 241L159 238H163L161 240L163 242H161L160 245H159V243H158V245H157V243L153 244L154 242L153 243H151V242H152V240H154ZM71 239H70V242H71ZM111 239H112V237H111ZM170 239H174L173 240L174 242L176 240V243H177L175 245L176 246L175 247L176 252L174 254L171 253V254H173V257H176L174 259L175 261L171 260L172 259L170 257L171 255L169 257H166V258L164 255L166 253H170V251H172L171 249H173L172 252H174V248L170 247V245H169V243L172 241V240L169 241ZM200 239L202 240L203 238L200 237ZM223 239L228 240L227 244H229V245L234 244V246L237 247V250H235V251H238V252H235V251L233 252V249H232L233 247L230 248L229 245L227 246L225 244L226 240H223ZM116 240L118 241V243H120L119 246L117 245ZM1 241L3 242L4 240L1 239ZM57 241H58V244L57 243L55 244V242H57ZM138 241H140V244L138 243ZM189 241H191V239H189ZM52 242H54V243L52 244ZM132 242L134 243V241H132ZM132 242L130 241L129 243H132ZM144 242L146 244H144ZM223 242H225V243H223ZM74 243H75V241H74ZM123 243H125V244H123ZM137 243H138V245H137ZM202 243L203 244L205 243V244L203 245ZM75 244H78V242L76 241ZM108 244L106 245V247L110 251L112 249V247H111L112 245L109 244L111 247L110 248V247H108L109 246ZM121 244H123V245H121ZM126 244H127V246H126L127 248L125 247ZM254 244H252V246ZM1 245H2V243H0V246ZM80 245L81 244L77 245V247H79ZM134 245L135 244L131 245L132 249H135L133 247ZM250 245H251V243H250ZM180 246H181V244H180ZM183 246L184 245H182L181 247H183ZM73 247H75V246H73ZM81 247H82V250H84L83 246H81ZM81 247H79L80 249L75 248L76 251L77 250L78 251L74 255H77L78 252L81 251ZM10 248L13 249L15 247H10ZM89 248L90 247H87L86 248L87 250L85 249L86 253L82 252V253H84V257H85V255H87V251ZM257 248H256V245H254V249L256 251H257ZM75 249L73 252H76ZM108 249L106 252H109ZM0 250H1V247H0ZM22 250H24V249H22ZM183 250H185V249H183ZM194 250L196 252H194ZM17 251H21V250H17ZM128 251H131L130 252L131 254ZM185 251L184 252L182 251V253H183L182 257H184V254L185 255L187 254V253H185ZM24 252H26V251H24ZM49 252H51V254H52L51 256H50ZM132 252H134V255H132L133 254ZM188 252H189V254H187V255L191 256L190 250ZM82 253L80 252L79 254H82ZM88 254H89V252H88ZM90 254L92 255V257L94 256L93 255L94 253H93V251L91 252V250H90ZM108 254H107V257H109ZM30 255H32V253L31 252L29 253V250H27L26 254H24V256H30ZM55 255H57V254H55ZM1 256H3V255H1ZM24 256H22V258ZM61 256H62L61 258L60 257H58V258H60L62 261L63 259H65L66 255L64 253H62ZM79 256H80V258H78ZM103 256H105V255H103ZM4 257H6V256H4ZM55 257H57V256H55ZM55 257L53 258V260L55 259V261H56ZM75 257H73V258H75ZM84 257L81 258V255H78L76 259H68L67 263L68 264H85V261H84L85 258H86L85 260L91 259V257L88 255L85 258ZM88 257H90V258H88ZM112 257H111V253H110L111 261L113 260ZM104 258H106V257H104ZM25 259L30 260V258H27V257ZM40 259L38 261H41ZM99 259H100V257H99ZM110 259L108 258L109 263H111ZM44 260H42V262ZM96 260H98V259H96ZM101 260H102V258H101ZM38 261H37V264H39ZM42 262H40V264ZM45 262L47 263L46 260H45ZM96 262H93V263L96 264ZM188 262L186 264H190ZM48 264H49V262H48ZM52 264H61V263H57V261L56 262L52 261ZM63 264H65V263H63ZM88 264H91V263H88ZM98 264H100V261L98 262Z\"/></svg>",
	"mask_w": 264,
	"mask_h": 264
}]
</instances>
